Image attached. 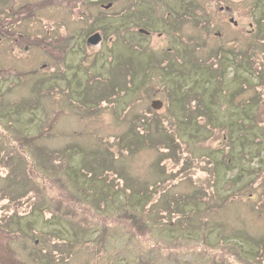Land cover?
Here are the masks:
<instances>
[{"label": "rangeland", "instance_id": "1", "mask_svg": "<svg viewBox=\"0 0 264 264\" xmlns=\"http://www.w3.org/2000/svg\"><path fill=\"white\" fill-rule=\"evenodd\" d=\"M0 264H264V0H0Z\"/></svg>", "mask_w": 264, "mask_h": 264}, {"label": "trees", "instance_id": "2", "mask_svg": "<svg viewBox=\"0 0 264 264\" xmlns=\"http://www.w3.org/2000/svg\"><path fill=\"white\" fill-rule=\"evenodd\" d=\"M12 15V14H11ZM19 15V16H18ZM20 17H21V14H14V17H10L11 18V20H12V18H14L15 19V21H14V23L16 24V23H20V21H21V19H20ZM6 24H7V22H6ZM10 36H13V35H15L14 33L12 34V33H10L9 34ZM8 35V36H9ZM72 45V44H71ZM227 52L228 51H223L222 53H216L217 55H215V56H217V59H218V61H216L215 62V64L212 66V67H210L209 65H206L205 67L207 68V73H208V75H206V80L208 81V80H210L211 79V70H212V68H215V69H220V67H221V65H224V68H226L227 67V65H226V62L225 61H227V60H229V56L227 55ZM215 56H213V54L211 53V54H208V58L210 57V58H214ZM234 61H235V59H234ZM199 63H201L200 61H199ZM240 64L243 66V63L242 62H240ZM205 65V64H204ZM206 71V70H205ZM219 74L221 75V72L219 71ZM220 75H218L217 76V79H219V78H222V77H220ZM203 80H205V78L203 79ZM203 80H202V82H203ZM206 80L204 81V83L206 84ZM142 135V134H141ZM147 140L149 141V142H152L153 140H151L150 138H147ZM157 142V141H156ZM159 142V141H158ZM8 253V252H7ZM9 257V256H8Z\"/></svg>", "mask_w": 264, "mask_h": 264}, {"label": "flooded vegetation", "instance_id": "3", "mask_svg": "<svg viewBox=\"0 0 264 264\" xmlns=\"http://www.w3.org/2000/svg\"><path fill=\"white\" fill-rule=\"evenodd\" d=\"M103 7H104V5H103ZM223 9H224V11H226V13L227 14H229L230 16H229V18H228V20H229V22L233 25V26H235L236 28H238L239 27V25H240V23H239V21H237L234 17H233V14H234V11L228 6V5H226L225 7H222V6H220V11L222 12L223 11ZM238 26V27H237ZM240 28V27H239ZM238 28V29H239ZM101 29V28H100ZM240 30H242V31H240L241 32V34L243 35V34H245L246 36H249L251 33H250V29H244V28H241ZM94 33H98L99 34V32L96 30Z\"/></svg>", "mask_w": 264, "mask_h": 264}, {"label": "water", "instance_id": "4", "mask_svg": "<svg viewBox=\"0 0 264 264\" xmlns=\"http://www.w3.org/2000/svg\"><path fill=\"white\" fill-rule=\"evenodd\" d=\"M108 5H106L105 7H108ZM101 39L100 35L98 33H94L92 34L89 38H88V41L91 43V44H96L98 43V41ZM162 105V102L160 100H153L151 102V106L154 108V109H158L160 106Z\"/></svg>", "mask_w": 264, "mask_h": 264}]
</instances>
